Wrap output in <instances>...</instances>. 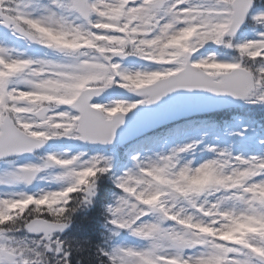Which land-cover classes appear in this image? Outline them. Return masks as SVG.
I'll return each instance as SVG.
<instances>
[{
	"label": "snow or ice",
	"instance_id": "obj_1",
	"mask_svg": "<svg viewBox=\"0 0 264 264\" xmlns=\"http://www.w3.org/2000/svg\"><path fill=\"white\" fill-rule=\"evenodd\" d=\"M0 264H264V0H0Z\"/></svg>",
	"mask_w": 264,
	"mask_h": 264
},
{
	"label": "trees",
	"instance_id": "obj_2",
	"mask_svg": "<svg viewBox=\"0 0 264 264\" xmlns=\"http://www.w3.org/2000/svg\"><path fill=\"white\" fill-rule=\"evenodd\" d=\"M259 117H257V119H258Z\"/></svg>",
	"mask_w": 264,
	"mask_h": 264
}]
</instances>
